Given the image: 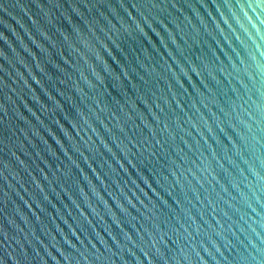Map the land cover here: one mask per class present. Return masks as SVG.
Instances as JSON below:
<instances>
[{
    "label": "water",
    "instance_id": "water-1",
    "mask_svg": "<svg viewBox=\"0 0 264 264\" xmlns=\"http://www.w3.org/2000/svg\"><path fill=\"white\" fill-rule=\"evenodd\" d=\"M0 264H264V0H0Z\"/></svg>",
    "mask_w": 264,
    "mask_h": 264
}]
</instances>
